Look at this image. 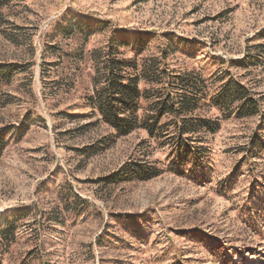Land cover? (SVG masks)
<instances>
[{
    "label": "rangeland",
    "instance_id": "374dc122",
    "mask_svg": "<svg viewBox=\"0 0 264 264\" xmlns=\"http://www.w3.org/2000/svg\"><path fill=\"white\" fill-rule=\"evenodd\" d=\"M71 19L107 25L81 46L57 35ZM5 21L0 63L23 70L0 128L31 125L0 157V228L24 215L0 264H264V106L223 119L175 167L172 147L141 130L115 138L84 101L89 54L115 41L126 57L142 40L140 57L199 72L208 94L229 80L264 93V0H25ZM209 106L196 114L221 118ZM130 163L160 174L103 182Z\"/></svg>",
    "mask_w": 264,
    "mask_h": 264
},
{
    "label": "trees",
    "instance_id": "16d2710c",
    "mask_svg": "<svg viewBox=\"0 0 264 264\" xmlns=\"http://www.w3.org/2000/svg\"><path fill=\"white\" fill-rule=\"evenodd\" d=\"M22 1L25 0H0V27L6 24V11ZM106 25L103 22L90 25L79 19H71L64 21L57 35L75 39L84 46L88 39L102 32ZM137 42L132 57L119 52L120 47H128L124 41L109 43L105 48L93 50L89 54L92 73L89 75L90 85L86 89L84 101L96 117L94 124L107 126L115 138L128 136L137 130L144 131L150 139L157 140L159 145L173 148L171 163L178 167L193 154L195 149L192 144L200 142L201 135H215L223 119L232 116L237 120L253 118L259 115L264 106V93H254L241 82L232 80L208 94L206 81L199 72L190 70L176 73L168 68L164 58L140 57L145 51V43L142 40ZM255 48L261 54L264 53L263 46ZM82 58L81 53L76 55L77 60ZM251 58L248 55L246 61ZM22 70L16 64L0 63V108L9 104L5 89ZM222 81L223 78L217 80L219 83ZM206 97H209V107L217 111L221 118L208 119L196 114L200 102ZM30 125L31 121L27 118L21 122L20 128H0V157L8 144L6 139L23 137ZM252 146L263 148L259 141H255ZM159 174L160 171L155 167L130 163L103 182L118 184L132 179L147 181ZM23 216L14 214L5 221L0 228V246L14 242L15 224Z\"/></svg>",
    "mask_w": 264,
    "mask_h": 264
}]
</instances>
